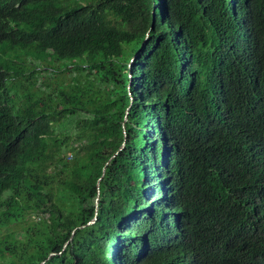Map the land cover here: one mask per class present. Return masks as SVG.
<instances>
[{"label":"trees","instance_id":"obj_1","mask_svg":"<svg viewBox=\"0 0 264 264\" xmlns=\"http://www.w3.org/2000/svg\"><path fill=\"white\" fill-rule=\"evenodd\" d=\"M0 264H264V0H0Z\"/></svg>","mask_w":264,"mask_h":264},{"label":"rangeland","instance_id":"obj_2","mask_svg":"<svg viewBox=\"0 0 264 264\" xmlns=\"http://www.w3.org/2000/svg\"><path fill=\"white\" fill-rule=\"evenodd\" d=\"M59 66H60V64H58V63L55 65L56 68H58ZM49 69H50V67H45V69L42 70V74L41 75H39V74H37L35 72L27 73L25 78L28 81H35V82L41 83V82H43L44 78L47 80V78L50 77V73H54L52 70H49ZM40 76H42L43 78H40ZM51 77L54 80H56L58 78H64V80H69L70 74L67 71H64L63 74L55 73L54 75H51ZM87 110L89 112H95L96 111V109L93 106H89L87 108Z\"/></svg>","mask_w":264,"mask_h":264},{"label":"water","instance_id":"obj_3","mask_svg":"<svg viewBox=\"0 0 264 264\" xmlns=\"http://www.w3.org/2000/svg\"><path fill=\"white\" fill-rule=\"evenodd\" d=\"M94 221H95V219H94Z\"/></svg>","mask_w":264,"mask_h":264}]
</instances>
